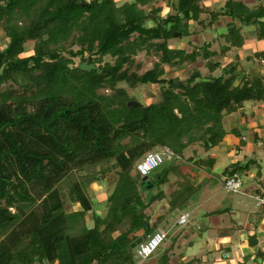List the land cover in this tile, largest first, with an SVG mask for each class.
Instances as JSON below:
<instances>
[{
	"label": "trees",
	"instance_id": "1",
	"mask_svg": "<svg viewBox=\"0 0 264 264\" xmlns=\"http://www.w3.org/2000/svg\"><path fill=\"white\" fill-rule=\"evenodd\" d=\"M148 1L152 0L118 7L114 0H0V29L9 39L0 51V264H135L124 248L151 236L146 210L164 195L158 192L142 200L141 189L147 184L140 183L143 177L132 178L136 163L160 147L177 155L199 142L210 149L223 139L224 113L237 111L247 101L264 103V79L242 77L240 82L234 66H227L226 78L199 81L197 73L181 87L182 93L175 91L173 80L159 103L128 107L134 100L125 90L115 89L119 82L132 86L165 82L163 65L194 61L198 55L170 48L167 40L183 18L197 20L205 11L202 0H178L177 14L165 21L175 22L170 28L162 22L145 27L148 16L138 3ZM224 14L242 24L249 15L246 26L254 23L253 17L258 21L256 13L234 0H227L224 10L211 11L212 23ZM135 33L138 37L132 40ZM259 38H264V28ZM29 41L35 42L34 54L21 57ZM230 42L241 45L238 40ZM66 44L80 46L72 57L86 52L99 56L90 64L108 55L115 63L100 66V73L72 68V59L60 53ZM150 48L161 52L153 69L140 76L123 71L132 56ZM229 49L224 46L220 54L225 56ZM214 55L204 53L206 59ZM210 67L215 71L220 63L210 62ZM9 82L19 88H7ZM102 88L117 92L101 95ZM125 139L129 142L123 144ZM111 160L120 166V177L108 196L106 216L94 213V227L89 229L85 216L93 204L85 188L91 182L71 185L70 194L82 210L70 214L64 210L60 188L74 171ZM171 168L158 174L160 184L167 181ZM147 177L153 192L156 185ZM13 184L17 191L11 190ZM176 187L171 212L182 211L195 194L200 196L187 178L177 181ZM139 231L143 235L130 236Z\"/></svg>",
	"mask_w": 264,
	"mask_h": 264
},
{
	"label": "rangeland",
	"instance_id": "2",
	"mask_svg": "<svg viewBox=\"0 0 264 264\" xmlns=\"http://www.w3.org/2000/svg\"><path fill=\"white\" fill-rule=\"evenodd\" d=\"M86 2H91L93 0H85ZM116 5L118 7L124 5L125 3H134L137 0H114ZM235 2L239 4H243L245 7H247L252 13H256L258 17V21L256 22L257 18L253 17L251 19V22H254L251 25L246 26L249 15L245 16L246 19L243 21V24L239 21L238 18L233 19L231 16L224 14L220 16L215 22L212 23V16L211 11L216 12L219 9H225L227 0H202L200 3V7L203 8L202 13L199 14L198 19H190L187 20L183 18V21L180 25H178V28L175 29V32L177 33L176 36L169 38L167 40V44L170 48L173 49H180L183 51L184 54H192L197 53V58L194 61L187 60L181 64L175 65V66H169V65H163L164 68V74L161 77L165 82H161L159 84H137L135 86H132L128 82H119L115 89H123L127 93L128 97L130 99H133L134 101L140 102L142 105L146 106L152 103H159L162 101V92L164 89H168L170 87V82L178 80V84L182 83V85L176 86L175 91L182 93L183 90H181V87L188 83V81L195 75L199 74L198 80H205L212 77H219L224 76L225 78L228 77L225 72L224 68L227 66H234L233 69H235L234 74L238 75V79L241 82L242 77H246V79H254V78H263L264 79V64H262L261 60L264 59V38H259L260 33H262V30L264 28V0H234ZM177 3L178 0H152L148 1L146 5H142L138 3V9L143 10V12L148 16V18L145 21V27L146 28H155L157 27L161 22L164 23L163 25L166 26V28L173 27L175 22L171 21L168 24L165 23V21H168L171 17L175 16L177 14ZM208 9V11L206 10ZM228 10V9H227ZM255 20V21H254ZM263 24V26H262ZM234 25V28L236 27V31L232 34L229 33V30L231 26ZM138 37V34L135 33L132 36V40ZM231 41H239L241 43L240 46H233L231 45ZM156 42H162V40H155ZM9 43V39L7 38L5 32L0 29V51L5 49L7 44ZM66 49L61 50L60 53L62 56L66 57L67 59H72V64H70V67L75 68L79 66L84 61L89 62V60L98 59L99 56L96 54L91 53H84L82 56L78 57H72L71 52H76L80 50L79 45H65ZM224 46L229 47L230 49L227 52L225 56H222L220 53L222 51V48ZM34 47L35 42L29 41L25 44V54L21 55V57H29L34 54ZM216 53L214 56H210L208 59L204 57V53ZM160 54L161 52L156 53L155 50L150 48L149 51H139L136 55L132 56V63L126 64L123 67V71L128 70V74H136L138 76L143 75L147 71L154 68L155 64L160 61ZM210 62L213 63H220V67L212 71L210 67ZM106 63L114 64L115 59L111 56H105L102 58L100 63H94L98 67L105 65ZM229 71L232 70V67L228 68ZM238 81V82H239ZM264 81V80H263ZM7 88H13L18 89L19 86L15 85L13 82H9L8 85H6ZM116 90L110 89V88H102L99 90V93L105 94V95H111L116 93ZM252 102L258 103V105H261V102L254 101ZM246 104V102L244 103ZM243 104V107L246 106ZM241 107V108H243ZM249 107V106H247ZM250 108V107H249ZM240 109V108H239ZM238 109V110H239ZM246 113L241 114L240 117H236L239 115V112L236 113V111L232 112L234 113V116L232 113H224V119H223V129L225 130L223 133V139L220 141L224 142V138L227 136H234L236 138L242 139V136H246L247 138L252 137L251 136V130L250 128L244 129V127L239 126L242 124V121H244V117L249 114L248 111H250L248 108H246ZM259 112L256 113L258 116V119H260V122L264 123V115L261 112V110H257ZM255 112V110H254ZM236 117V118H235ZM256 118V117H255ZM254 121L255 119L252 118ZM244 124V122H243ZM251 123V127H258V123ZM234 130L232 131L231 129ZM234 132V134H231ZM129 142V139H125L123 141V144H126ZM249 143V142H248ZM199 145V146H197ZM163 147L158 148L157 150L161 149ZM228 148H230L228 146ZM258 149H261L258 147ZM203 150L207 152L209 149L205 147V144L203 142H199L195 145H192L190 149H186L181 155H178V158H182L179 160L182 164H189L192 163H201L204 162L205 164L210 163V157L205 156L204 158L198 154V151L201 152V154L204 155ZM210 151V150H209ZM175 158L174 160L178 159ZM177 161V160H176ZM252 161V160H251ZM258 160H255L257 163ZM171 161H166L163 166H160L156 170H154L150 174V178L154 181L156 187L153 190V192H162L161 185L160 184V178L158 177V174H162V170H167L168 163ZM176 163L175 161H173ZM177 162L176 165L179 163ZM173 163V164H174ZM241 163V162H240ZM250 164L255 165L252 162H248ZM171 164V163H170ZM236 164V163H235ZM137 165V163H136ZM136 165L133 167L131 171V176L135 181H138L140 179V175L136 170ZM213 165V164H212ZM239 165V164H238ZM248 165V164H247ZM166 166V167H165ZM180 165L176 166L177 167ZM172 168H175L172 166ZM223 168V166H222ZM223 170V169H222ZM233 170L240 173L242 176L244 185L242 188H240L239 191L233 192L228 191L225 188L224 185V178L226 177V174H230ZM226 171V172H225ZM224 173L221 172L220 177L216 178V180H213L214 185L212 190H204L201 192H197V194H200V196L195 197L191 205H188L190 207L184 208L183 211H179V216L190 211L189 217L187 219V223L184 225L176 226L175 222L177 221V213L172 217H167L165 221L163 222V226L167 229L171 228L173 229L174 226H176V233L170 232L168 235L167 240L157 249V251L154 253V255L145 261H141V259L138 257L136 253V247L132 248V246H125L124 249H126V252L128 255H130L128 252H131L133 255V259L135 261V264H154L153 260H159L158 253L163 249L164 246H168V242H171L170 245L173 243L177 244L179 240L185 241V248L183 249V254L185 253V249L188 252V248H190V244L192 245L200 243L201 241H205L207 239H218L220 237L219 230H217L213 225L215 222V218H218L220 220L227 219V222L224 221V223H227L228 228L227 230H233L234 233H221V235L225 238L226 236H233L232 242L230 245H233V247H223L221 248V252L219 253V258L221 259V263H225L224 260L225 256L228 253L235 254L237 252V255L240 254H246L248 253V250H245L243 248L236 249L238 240L237 237L240 236L242 230H248L250 228V224L257 222H260L264 219V209L258 205V201L256 200V192H254L252 195L249 196L245 194V192L249 189V186L255 182L253 179H249L246 176V167H240L236 168V165H232L230 167L225 168ZM171 170H169L168 173H170ZM181 172V171H180ZM258 168L255 167L254 171L252 172L253 176H258ZM121 173L120 166L116 164L115 160H111L110 162H104L98 166L89 167L84 170L80 171H74L72 173L71 178H67L61 186V192L63 195V201H64V210L66 213L70 214L75 211L82 210L79 206V204L75 203V201L72 198V195L70 194L71 187L75 183H90L89 186L85 188V193L90 198L93 204V210L86 214L85 216V223L86 227L91 229L94 227V221H93V214L96 213L101 217H105L108 210H109V202H108V196L114 191L117 181L119 180ZM223 173V175H222ZM261 173V172H260ZM182 174V173H181ZM188 174V173H187ZM183 175V178L181 180H186L190 182L191 180L188 178L187 175ZM94 179V180H93ZM206 183V182H204ZM72 185V186H71ZM206 185V184H205ZM204 185V186H205ZM202 187V186H201ZM150 188L147 187L141 190V196L142 200L146 201L148 198L151 197L153 192H151ZM164 193V190L163 192ZM227 208V211H224ZM12 212H15V209H11ZM151 211V209H150ZM221 211H224L225 213L223 216L220 217V213H223ZM146 213L149 214V210H146ZM176 216V217H175ZM224 217V218H223ZM89 219V221L87 220ZM80 221V218L77 219ZM156 223L152 224V231H150V234L152 235L155 232L156 227L159 226L160 223H162V220L154 221ZM80 224V223H79ZM202 225L207 226L208 229L203 230L201 227ZM125 230L128 231V226L125 227ZM77 233L78 231H74ZM72 231V233H74ZM74 233V234H75ZM142 235V232L138 233ZM235 234V235H234ZM132 236V235H130ZM253 236V235H252ZM259 243L257 246H250L248 241L249 238H246V248L254 252L259 251L264 257V234H258ZM226 240H222V243H224ZM237 244H236V242ZM235 242V243H234ZM224 244H227L226 242ZM169 245V246H170ZM236 246V247H235ZM176 248V247H175ZM196 249L193 250V253L191 252V255L194 254ZM232 250H237L236 252ZM189 254V253H188ZM225 254V255H224ZM247 255V254H246ZM131 256V255H130ZM255 258V257H254ZM224 259V260H223ZM232 259H235V257ZM223 261V262H222ZM193 263V262H190ZM228 263V262H227ZM225 263V264H227ZM34 264H48L47 262H41L36 261ZM172 264H179V259L175 258L172 262ZM231 264V263H228Z\"/></svg>",
	"mask_w": 264,
	"mask_h": 264
},
{
	"label": "crops",
	"instance_id": "3",
	"mask_svg": "<svg viewBox=\"0 0 264 264\" xmlns=\"http://www.w3.org/2000/svg\"><path fill=\"white\" fill-rule=\"evenodd\" d=\"M246 104H244L246 106L244 107L242 106L243 108H240L239 110L236 111V113L239 112V115H237L236 117L239 118L241 114H244V112L246 113L247 112L246 108L250 110L248 111L249 114L247 115V117L246 116L244 117V121H242V124L239 126L244 127V129L250 128L252 137L247 138L246 136H242V139H239L234 136H230V137L227 136L224 138V142H221L218 145L210 148L209 149L210 151L208 150L207 152H205V150H203L204 155L201 154L200 151H198V154H200L203 158L205 156L210 157L209 164H205L204 162L196 163V164L192 163L191 165L182 164L181 162H179V160H181L182 158L179 157L178 159H176L177 161L174 160L176 163L179 162L177 165H180L177 167V169H175L177 166L176 163H174L173 161L169 162L168 165H172L175 168H171V172L168 173L166 176L167 181L161 185L162 192L164 190V193H163L164 195L162 199L157 198L158 200H155V202L148 208L149 210L148 215L151 217L150 226H152L151 224L152 222L157 223L154 221L162 220V223H160L158 226L159 228L164 229L168 233V235L170 232H172V234L177 232L175 228L176 226H180L178 224V220L181 215L179 216L178 214L179 211L171 212L169 208L170 207L169 202H170L172 193L175 192L177 189L176 187L177 180L183 177L182 174L188 176V178L191 180L190 183L192 184L194 188L200 191L201 190L203 191V189L212 190L213 189L212 187L214 185L213 180H216V178L220 177L221 172L224 173L225 168L227 169V167H230L232 165L240 164L243 167H246V176L249 179L251 180L253 179L255 181L249 186V189L245 192V194L249 196H253L252 194L254 192L258 193L257 188L259 187H261L264 190V148L258 149V146H257V142L259 140L264 141V123L260 122L259 121L260 119H258V116L256 115V113L259 112L257 111L259 110L258 103L247 101ZM247 106H249L250 108ZM232 114L234 116V113ZM252 118H254L255 120L253 121ZM258 122L259 124L257 128L251 127V123L256 125L255 123H258ZM231 130L233 131L234 128ZM231 134H234V132H232ZM228 146L230 148H228ZM190 147H188L187 149H190ZM255 160H258L257 163L255 162ZM248 162H252L255 165L250 164ZM255 167L258 168V171H259L257 173L258 176L252 175V172L254 171ZM225 176H228V174H226ZM153 194L156 195L158 193L154 192ZM188 205H191V204H188ZM187 207H190V206H187ZM224 211H227V208ZM224 211H221L223 213L219 214L220 217L223 216V214L225 213ZM175 213H177L176 214L177 217L175 216L177 219V221L175 222L176 226H174L173 229L171 227L166 230V228L163 226V222L165 221L166 216L167 217L169 216L172 219ZM186 213L190 214L191 212L188 211ZM87 220L89 221V219ZM224 221L227 222V219L220 220L218 218H215V222L213 223L215 224L213 225V227L216 226L215 228L219 230V233H220V237L218 239H212V238L207 239L206 238L205 241H201L200 243H197V244L193 243L192 245L190 244L191 247L188 248L189 251L187 252L185 249L184 254H183L184 252L183 249L185 248V245L183 244H185V241L179 240L177 244H175L176 243L175 242L172 245H170L171 242H168L169 243L168 246H164L163 249L160 251V253H158L159 260H153L154 264H172L175 258L179 259V264H225L227 262L231 264H264V257L261 254V252L255 251V253L257 254L255 255L254 252L246 248L247 246L246 238H250L253 236L258 238V234H264V219L261 220L260 222L256 221L255 223L250 224L249 225L250 228L248 230L247 229L242 230L240 236L237 237L238 244L235 241L237 244V247L235 246L236 249L243 248L245 250H248V253H246L247 255L246 254L237 255V252H236L237 250H232L236 253L235 254H232L231 252L228 253L225 256V258L227 259L226 260L223 259L225 263H221L220 261L221 259L219 258V253L221 252L220 251L221 248L233 247V245H230V244L234 240V239L232 240L233 236L230 235L224 238L221 235V233L226 232L229 234V233L235 232L233 230H227L228 225L227 223H224ZM140 232H142V235H143V231L132 233L131 235L141 236L140 234H138ZM222 240H226L224 241V243L226 242L227 244L222 243ZM262 241L264 242V240ZM258 242H259V238H258ZM194 249H196L194 252V254L196 255L192 256L191 252L193 253ZM232 257L233 258L235 257V259H232ZM190 262H193V263H190Z\"/></svg>",
	"mask_w": 264,
	"mask_h": 264
},
{
	"label": "built area",
	"instance_id": "4",
	"mask_svg": "<svg viewBox=\"0 0 264 264\" xmlns=\"http://www.w3.org/2000/svg\"><path fill=\"white\" fill-rule=\"evenodd\" d=\"M261 62L264 64V59H262ZM259 110H261L264 115L263 102L259 105ZM257 146L264 148V141L259 140L257 142ZM175 158H178V156L173 150L168 147H163L159 150L148 153L140 162L137 163L136 170L141 177H147L154 170L162 166L165 160H173ZM224 185L228 191L237 192L243 187L244 182L240 173L234 172L224 178ZM257 190L258 193L255 198L258 201V205L264 209V190L261 187L257 188ZM188 217V213L182 214L178 220V224H186ZM167 238L168 233L162 228H157L151 236H148L146 240L138 244L136 246V253L141 259L140 262L150 259L157 249L167 240Z\"/></svg>",
	"mask_w": 264,
	"mask_h": 264
},
{
	"label": "water",
	"instance_id": "5",
	"mask_svg": "<svg viewBox=\"0 0 264 264\" xmlns=\"http://www.w3.org/2000/svg\"><path fill=\"white\" fill-rule=\"evenodd\" d=\"M254 21H255V20H254ZM233 28H234V25H232L230 29H233ZM176 34H177V33L175 32V33H174V36H176ZM79 69H80L81 71H84V72H91V71H97L98 73L101 72L100 68H99L97 65H95V64H93V63L90 64V63L87 62V61L81 63V64L79 65ZM228 71H229V69H228ZM178 82H179L178 80H175V81H174L175 86L182 85V83H179V84H178ZM141 105H142V104H141L140 102H138V101H129V102H128V107H138V106H141ZM140 183L143 184V185L147 184V188H148V189L153 188V185H150L151 182H150V180L148 179V177H143V178L141 179ZM11 190H13V191H17V185H16V184H13ZM201 228H202L203 230H205V229H207V226L202 225ZM146 238H147V236H145V235L142 236L141 238H139L136 242H134V243L132 244V248H135V247H136L138 244H140L142 241L146 240ZM248 243H249V245L252 246V247L257 246L258 243H259V242H258V238L255 237V236L250 237Z\"/></svg>",
	"mask_w": 264,
	"mask_h": 264
},
{
	"label": "flooded vegetation",
	"instance_id": "6",
	"mask_svg": "<svg viewBox=\"0 0 264 264\" xmlns=\"http://www.w3.org/2000/svg\"><path fill=\"white\" fill-rule=\"evenodd\" d=\"M181 17L183 18L184 16L181 14Z\"/></svg>",
	"mask_w": 264,
	"mask_h": 264
}]
</instances>
